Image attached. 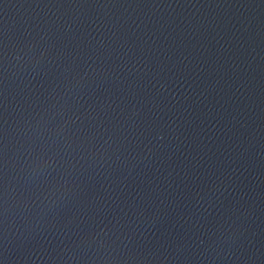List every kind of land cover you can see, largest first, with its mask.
Wrapping results in <instances>:
<instances>
[{
    "label": "water",
    "instance_id": "water-1",
    "mask_svg": "<svg viewBox=\"0 0 264 264\" xmlns=\"http://www.w3.org/2000/svg\"><path fill=\"white\" fill-rule=\"evenodd\" d=\"M0 264H264V0H0Z\"/></svg>",
    "mask_w": 264,
    "mask_h": 264
},
{
    "label": "clouds",
    "instance_id": "clouds-1",
    "mask_svg": "<svg viewBox=\"0 0 264 264\" xmlns=\"http://www.w3.org/2000/svg\"><path fill=\"white\" fill-rule=\"evenodd\" d=\"M41 55H43V53H41ZM34 163H35V166L32 169L33 172L36 171V168L43 167V166H47V164H48L47 161H43V160H39L38 162H34Z\"/></svg>",
    "mask_w": 264,
    "mask_h": 264
}]
</instances>
